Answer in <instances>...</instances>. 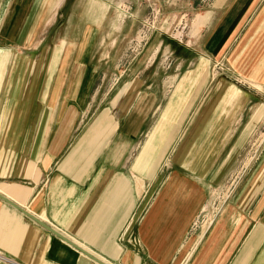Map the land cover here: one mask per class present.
<instances>
[{"label": "crops", "instance_id": "obj_1", "mask_svg": "<svg viewBox=\"0 0 264 264\" xmlns=\"http://www.w3.org/2000/svg\"><path fill=\"white\" fill-rule=\"evenodd\" d=\"M70 3L0 0V193L106 264H264V0H215L170 66L140 50L81 128L63 104L96 100L95 41L127 47L93 11L62 30ZM0 252L99 264L1 198Z\"/></svg>", "mask_w": 264, "mask_h": 264}, {"label": "rangeland", "instance_id": "obj_2", "mask_svg": "<svg viewBox=\"0 0 264 264\" xmlns=\"http://www.w3.org/2000/svg\"><path fill=\"white\" fill-rule=\"evenodd\" d=\"M71 2L77 3H70L73 6L70 8L69 6L67 8L63 6L62 30L65 29L67 15L74 9L80 17L85 15L87 11H93V30L97 32V36H101L103 33L106 35L108 32L112 37H120L122 34L126 39L122 40L121 46L127 47L126 53L122 57L121 55L114 56V54H111L110 61L105 64L101 61L102 47L100 46V41L98 42V39L95 41L93 56L91 59L88 57V61H92L95 70L93 78L95 83L97 81V85L92 88L91 94L95 93L97 97L93 104L85 102L69 106L68 104H63L67 108V113L72 112V116L76 113L72 128L83 127L87 122L86 116L88 115L89 117L94 111L101 109V103L99 102L102 86L100 85L103 81L108 79L117 80L119 77L123 78L125 77L123 74L126 75V78L132 77L135 61L138 60L139 55L135 61L134 57L135 54L140 53V50L142 52V63H144L150 49L156 44H160L163 47L157 55L155 61L157 64L163 63L165 66H170L179 62L183 52L182 43L183 41H188V33L194 30L193 21L199 14L205 16L208 13L207 11L213 10L215 4V0H71ZM90 5L93 6L90 7ZM83 19L79 18V23ZM112 37H110L109 41H106L105 47L113 45ZM124 41L125 43H123ZM19 51L24 52L22 49H19ZM77 58L79 64L84 63L85 56H78ZM77 62L75 64L79 68L80 65H77ZM139 63L136 64V67ZM90 73V71L87 72L88 77ZM119 73L122 76H119ZM72 74L73 77L81 78V80L86 77L84 68L82 70H74ZM239 80L241 79L235 78V82L244 84ZM258 88L260 89V94L264 96V87ZM261 131H264V121L258 125L256 131L258 134L253 136L254 142H257L258 139L261 140L259 135ZM229 177H227V180L225 179L226 182H223V186L227 184Z\"/></svg>", "mask_w": 264, "mask_h": 264}, {"label": "water", "instance_id": "obj_3", "mask_svg": "<svg viewBox=\"0 0 264 264\" xmlns=\"http://www.w3.org/2000/svg\"><path fill=\"white\" fill-rule=\"evenodd\" d=\"M0 198L3 199V200H5L9 204H12L16 208L22 210L26 215H28L30 218H32L37 223H39L40 225H42L44 228H46L50 232L56 234L57 236H59L60 238H62L63 240H65L66 242H68L69 244H71L72 246H74L75 248H77L78 250H80L81 252H83L84 254H86L88 257H90L93 260H95L96 262H98L99 264H106V263L102 262L100 259H98L96 256H94L93 254H91L90 252L86 251L85 249H83L82 247H80L79 245H77L76 243H74L73 241H71L70 239H68L66 236H64L62 233H60L59 231H57L55 228H53L52 226H50L46 222L42 221L41 219H39L38 217H36L32 213L28 212L27 210L21 208L19 205H17L16 203H14L12 200H10L9 198H7L6 196H4L1 193H0Z\"/></svg>", "mask_w": 264, "mask_h": 264}, {"label": "built area", "instance_id": "obj_4", "mask_svg": "<svg viewBox=\"0 0 264 264\" xmlns=\"http://www.w3.org/2000/svg\"><path fill=\"white\" fill-rule=\"evenodd\" d=\"M254 156H255V154H254ZM251 158H252V156H251ZM0 263H3V264H16L13 260H11L8 257H6L5 255H3L2 252H0Z\"/></svg>", "mask_w": 264, "mask_h": 264}]
</instances>
